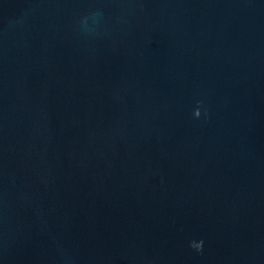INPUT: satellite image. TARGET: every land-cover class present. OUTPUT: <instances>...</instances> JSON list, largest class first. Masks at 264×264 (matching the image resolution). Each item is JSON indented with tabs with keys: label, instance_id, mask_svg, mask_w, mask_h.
<instances>
[{
	"label": "water",
	"instance_id": "1",
	"mask_svg": "<svg viewBox=\"0 0 264 264\" xmlns=\"http://www.w3.org/2000/svg\"><path fill=\"white\" fill-rule=\"evenodd\" d=\"M0 264H264V0H0Z\"/></svg>",
	"mask_w": 264,
	"mask_h": 264
},
{
	"label": "clouds",
	"instance_id": "2",
	"mask_svg": "<svg viewBox=\"0 0 264 264\" xmlns=\"http://www.w3.org/2000/svg\"><path fill=\"white\" fill-rule=\"evenodd\" d=\"M193 116L194 117H199L200 116V111H199V108L195 109L194 112H193ZM202 241L200 242H190V247H193L195 248L197 251H200L201 250V247H202Z\"/></svg>",
	"mask_w": 264,
	"mask_h": 264
}]
</instances>
